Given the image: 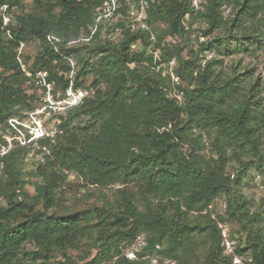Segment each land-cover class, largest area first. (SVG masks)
<instances>
[{
    "label": "trees",
    "instance_id": "1",
    "mask_svg": "<svg viewBox=\"0 0 264 264\" xmlns=\"http://www.w3.org/2000/svg\"><path fill=\"white\" fill-rule=\"evenodd\" d=\"M121 1L124 14L127 4ZM102 2L33 0L34 8L25 11L23 0H0V128L15 136L8 120H24L42 101L24 92L26 77L17 60L21 42L38 41L37 53L25 55L24 61L32 72L46 73L55 98L65 96L70 81L74 89L89 91L80 103L65 108L64 115V110L53 111L59 122L49 135L24 144L13 138L11 147L0 153V202L5 201L0 205V264H25L20 256L24 243L36 248L25 252L31 255L29 263L41 259L46 264L53 252L75 248L82 238L99 247L85 264H100L111 256L114 264H153L149 255L156 256L155 264H165L164 259L189 264L198 246L206 249L203 264H229L217 222L210 218L190 224L187 213L202 211L225 195L230 218L248 223L241 178L251 163L258 167L264 162L259 150L264 140V97L260 83L246 88L243 73L216 72L217 60L202 64L199 54L220 52L219 45L230 51L228 39L243 47L260 43L263 1L201 0V8H196L192 0H158L148 7L147 29L131 31L117 21L123 29L117 41L101 38V25L86 40ZM226 5L232 9L228 16L223 14ZM13 8L19 13L12 14ZM196 18L205 21L202 36L209 38L197 48L171 41L189 38ZM222 27L229 30L228 37L212 36ZM155 48H160L159 58L153 56ZM69 59L74 61L73 78ZM172 60L177 81L157 68L161 61ZM88 76L92 79L86 84ZM203 132L213 137L214 159L199 153ZM0 143L8 144L1 137ZM33 147L43 151V157L29 193L23 190L17 162ZM229 159L240 166L233 179L227 174ZM68 173L87 187L125 184L119 188L115 208L97 203L58 212L56 193ZM131 183L137 191L128 187ZM246 233L242 250L248 251L250 264H264L262 235L252 228ZM140 234L144 245L135 258H128L123 244Z\"/></svg>",
    "mask_w": 264,
    "mask_h": 264
},
{
    "label": "rangeland",
    "instance_id": "2",
    "mask_svg": "<svg viewBox=\"0 0 264 264\" xmlns=\"http://www.w3.org/2000/svg\"><path fill=\"white\" fill-rule=\"evenodd\" d=\"M263 5H264V0ZM24 10L30 11L34 8L33 0H23ZM197 8H201V1L196 0ZM231 5H226L224 7L223 14L228 16V13L231 12ZM18 8H13L11 13H19ZM262 16L263 13L261 14ZM188 16H186L187 18ZM6 21V19H4ZM157 26H162L158 24ZM206 28V23L201 18H196L192 23V29L189 38H184L177 36L176 38H172L174 42H182L183 44H192L194 48H197L198 43L203 41L204 39L209 38V36L203 37L202 30ZM228 32L226 28L222 27L220 31L217 33L214 32L213 35H221L228 37ZM262 35L260 43H255L252 45H247V47H243L240 44V41H236L235 39H228L230 51H226L222 45L220 46V52L215 51H202L199 56L202 57V64L211 58H215L217 61L214 63L215 71L221 72L222 74H240L243 73L241 80L242 84L246 88L250 86L253 82H258L260 85L258 89H260L261 95L264 97V26L262 27ZM211 36V35H210ZM102 38V37H101ZM40 46L38 41L30 42L26 46V55L27 57L34 56L39 50ZM187 47L183 51V55L187 56ZM174 66V61L165 62L161 61L160 65H157V68H164L163 74H169L173 81H177V77H174L172 72V67ZM91 76L86 78V84L91 82ZM24 92L26 94H36L37 98L41 100V92L40 90L27 86L24 84ZM89 92V91H88ZM175 91L171 90V94L175 93ZM178 97V95H175ZM178 98H181L180 95ZM36 99V103L38 102ZM38 106L42 105V101L38 103ZM35 115L32 117L25 118L24 123L25 129L27 126H31L34 122L43 124L44 127L49 128L53 131L59 119L57 117H53L54 112H49L44 110L43 107H37L35 110ZM66 111L61 112L64 115ZM28 116V115H27ZM28 132H31L28 131ZM9 131L0 128V137L2 140H8L12 138ZM212 135L211 133L203 132L201 135V153L204 158H216L217 154L215 152V147L212 144ZM12 144V142H11ZM2 143H0V152L2 149ZM260 152H264V140L261 141V145L259 147ZM43 157V151H39L38 148L33 147L27 153L26 157L22 160H18L17 166L22 172V179L24 182L23 190L32 192L33 185L37 182L36 177L34 176V171L37 166V163ZM251 161L250 159H248ZM258 167H255L253 163H251L249 170L242 176L241 178V186L240 190L242 192V196L247 201V217L250 218L248 223L244 225V222H239L232 220L227 213V197L225 195H220L216 197L212 203L208 206V208L202 211H190L187 213V221L190 224H194L195 222L206 223L208 220L213 219L217 222L218 228L221 230V235L223 238V249L222 254L224 255V259L230 260L229 264H250V257L247 250H242L244 248V243L246 240V230L248 228H252L254 231H257L262 235V239L264 240V162L259 163ZM227 174H229V178H235L236 174L240 171V166L234 160L229 159L227 163ZM1 170V166H0ZM125 184H121L120 182L108 185L106 187H87L84 186L82 181L74 174L68 173L67 182L60 188L57 193V211L60 213L71 211V210H82L88 207L93 206L94 204L101 205L106 204L115 208L116 206V197L119 196V188H122ZM128 187L137 191V187L134 184H129ZM22 196V195H21ZM20 196V197H21ZM0 205H5V201L1 200ZM171 204L169 203V206ZM141 208L142 205H139ZM155 207V206H153ZM173 213L171 209L170 214ZM144 235L140 234L136 236L132 242L123 244V253L128 258H135L136 251H139L141 247L144 245ZM21 259L25 264H31L30 256H28L25 252L34 251L36 248L31 243H24L21 248ZM99 247L87 238H82L77 247L68 249L66 252H53L50 258L47 260L46 264H85L97 254ZM242 250V251H241ZM205 246H198L195 250V255H192L189 264H203L204 255H205ZM112 252V250H111ZM192 254V253H191ZM151 261L153 264L156 263V256H151ZM115 257L104 258L100 261V264H114ZM41 259H36L35 264H42ZM163 262L165 264H187L185 261H170L169 259H164Z\"/></svg>",
    "mask_w": 264,
    "mask_h": 264
},
{
    "label": "built area",
    "instance_id": "3",
    "mask_svg": "<svg viewBox=\"0 0 264 264\" xmlns=\"http://www.w3.org/2000/svg\"><path fill=\"white\" fill-rule=\"evenodd\" d=\"M158 0H138V1H130L126 0L127 9L123 14L121 12L122 1L121 0H103L99 13L95 18L94 26L92 27L91 33L85 39L88 40L91 36L96 32L98 26H102L100 36L102 38L108 39L110 41H117L122 37V26L116 25V22H121L125 28H128L131 31H136L139 29H147L149 27L147 22L148 17V7L150 4L157 2ZM201 1V0H200ZM192 4L197 8L196 0H192ZM5 5L2 9H5ZM7 21V17H4ZM4 21V22H6ZM153 39L154 37L151 36ZM174 42L173 39H171ZM76 42V40L71 41ZM26 44L21 42L17 47V60L19 62L20 68L23 74L26 77L25 84L27 86H32L41 92V100L42 105L39 107H43L44 110L49 112H53L56 110H64L67 107L72 105H76L80 103L86 95H88V91L83 88L74 89L72 86V82L70 81L68 88L66 89L65 96L62 98H55L53 93V84L46 80V73L44 71H36L32 72V70L28 67L27 63L24 61V57L26 55ZM132 48L135 47V44L131 45ZM153 56L155 58H159L160 48H155L152 50ZM173 60L171 61V63ZM69 64L71 65L70 78H73L74 74V61L69 59ZM71 80V79H70ZM59 96V92L57 93ZM179 97V96H178ZM38 107V109H39ZM37 109V108H36ZM35 109V110H36ZM35 111L30 112L27 118L30 119L32 115H35ZM9 125L16 130L15 136L6 140L7 146L2 145L1 154L5 153L8 148L11 147V142L13 138L19 140L21 144L25 142L33 141L36 138L47 136L50 134V129L44 127L43 124H38L34 122L31 126H27L26 129L24 120L20 121L16 118H12L8 120ZM31 132H28L30 131ZM28 135V136H27ZM7 147V148H5Z\"/></svg>",
    "mask_w": 264,
    "mask_h": 264
}]
</instances>
